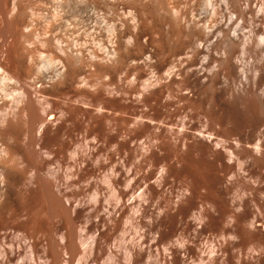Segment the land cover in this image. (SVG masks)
Segmentation results:
<instances>
[{"label": "rangeland", "instance_id": "374dc122", "mask_svg": "<svg viewBox=\"0 0 264 264\" xmlns=\"http://www.w3.org/2000/svg\"><path fill=\"white\" fill-rule=\"evenodd\" d=\"M190 1L195 3L190 18L200 19L211 33L216 23L211 6L196 8L202 0ZM56 8L51 0H0V50L9 59L21 58L22 77L28 83L36 78L37 70L48 69V50L38 41L42 33L48 38L53 12L65 15L68 4ZM220 13L224 20L227 12L222 9ZM235 14L243 19L248 16L238 7ZM244 21L242 25L247 26ZM61 33L63 42L67 41L68 32ZM182 46L181 40L174 39L148 68L142 67L143 62L134 63L142 70L138 72L152 77L157 85L146 92L123 76L124 87L119 82L110 86L112 90L101 87L97 76L85 79L84 87L74 81L62 90H45L34 81L31 106L63 113L65 117L62 114L57 121L48 117L30 120L28 106L16 103L21 90L8 89L16 100L6 102L2 115L6 121L18 122L21 129L15 141L8 140L9 149L0 151V221L12 222L8 231H28V236L41 238L49 259L59 234L69 238L78 234L81 247L68 248L60 257L68 264H75L93 244L102 252L100 249L101 254L87 259V264L93 259L106 264L111 255L115 264H131L126 256L134 251L132 264L141 260L142 264H164L176 239L185 247L182 264H264V63L252 51L241 56L235 50L228 65L218 49L208 46L204 52ZM29 66L35 69L29 72ZM157 73L161 75L157 77ZM6 121L0 126L4 128ZM4 146L0 140V149ZM162 168L168 174L152 201L111 211L114 192L121 191L116 172L130 171L137 196L145 184L155 187ZM11 172L19 174L18 182ZM50 182L60 183L59 190L72 198L68 210H62L47 189ZM188 191L195 194V214L202 211L201 220L194 223L188 213H183L182 221L176 215L191 204ZM2 235L0 231V249L6 245ZM24 250L22 255L27 254ZM137 252L143 255L135 259Z\"/></svg>", "mask_w": 264, "mask_h": 264}, {"label": "bare ground", "instance_id": "6f19581e", "mask_svg": "<svg viewBox=\"0 0 264 264\" xmlns=\"http://www.w3.org/2000/svg\"><path fill=\"white\" fill-rule=\"evenodd\" d=\"M51 1L55 3L57 7L56 9L67 7L68 4V10L66 11V14L67 13L68 14L63 15V13H61V11L58 10H56L55 13L53 12V14L51 15V20L53 23L51 25L48 38L45 36V33L40 34V38L38 42L41 44L43 48L48 50L47 51L48 69L37 70V76L34 80H32L31 82L32 84L28 83L22 77L23 76L22 68L24 65L21 58L16 57L12 59L13 58L12 57L11 60L8 58L9 57L8 53L6 55V52L0 50V115H1L0 122L1 123H5L6 121L5 118L6 116L2 115V113L5 112V110L2 107L6 104L7 101L15 102L16 100L12 96L13 94L10 95L8 91L15 90L16 88L21 90L20 91L21 96L19 99H17L16 103L18 105L19 104L24 105L25 107L28 106L29 108L28 115L30 120L40 121L42 120L43 117H48L47 120L50 121L51 120L57 121L59 120V118L61 119L63 113L62 114L59 113L58 115V113H55V111L53 112L47 106L46 108L44 107L42 109H38L40 110L39 112L38 110L34 109L33 105L31 106L33 101L31 100L32 94L30 93L32 91L30 92V90L33 88L34 81L36 84H39L38 87L43 89L46 87H50L51 89L55 88L54 90L56 89L62 90V89H68V85L69 84L73 85L74 81L75 83L77 82L76 84L79 85L82 83L84 87V84L86 85L88 83L85 82V79H87L86 81H89L88 78H91V76L92 77L97 76L98 79L100 80L99 85H102L101 87L103 86L112 87L114 85H118L116 83L120 82L121 84L123 79L125 81L128 79V82L132 81V84L133 82L134 83L136 82V84L139 87L141 86V88L144 89L143 90L144 92H146L147 90L145 91V89L148 88H149L148 90H151L150 87L157 86L153 83L154 81H151L152 77L150 76L151 78L148 79L149 78L148 76H147L148 78H146V76L140 73V71L138 72L137 70H141V68H139L137 63L136 65L138 67L134 63L138 61L140 63L143 62L145 65L143 63L139 65L143 64L142 67L148 68L146 67V65L149 66L153 58L163 54L164 50L167 49V45L174 39L181 40V42L184 45L182 47L187 49L203 51L206 47L208 48V46H210V49L212 48L216 50L218 49L222 52V56H223L222 62L227 64L231 61V59L234 56V52L237 49H239L241 56H244L245 54L250 53L251 51L254 52L257 55V58L259 56L258 59L260 60V62L262 64L264 63V0H258L259 3L257 2L256 4L253 3L254 1L252 2L251 0H246V1L202 0V3L201 4L198 3L197 4L198 6H196V8L200 6H204V4L207 5L209 4L208 6H211L212 18L216 22L214 23V26L211 28L212 29L211 33L206 32L205 27L204 25L201 24L200 19L194 21L193 19L190 18L189 12L195 6V3H192L190 0H51ZM241 2L243 5H241ZM237 7L241 8L244 14L245 12L248 13V16L246 15L247 19L246 17L245 19H243L241 15L235 14V11H237ZM222 9H224V11L227 12L226 13L227 17L225 15L224 20H223V15L220 13ZM239 14H243V13L239 12ZM19 16H23V14L20 13ZM243 20H246L244 22L247 23V26L242 25ZM62 30L68 32V40L64 39L67 40L64 42L62 40L64 38V34L61 33ZM211 39H215V40L212 42ZM205 51L206 50H204V52ZM132 63L134 64L133 66H131ZM222 65L225 64L222 63ZM34 69H35L34 66L28 67L29 72ZM67 69L71 70L70 71L71 73L68 74L69 71L64 73V71L65 70L67 71ZM141 74L143 76H141ZM159 75H161V73H159ZM159 75L157 73L156 76L158 77ZM131 76H134L132 77L133 79L131 78ZM122 83L124 84V82ZM111 87L110 89L112 90ZM116 89L117 88H115V90ZM45 90H47V88ZM78 96L80 95L78 94ZM84 96L86 98L87 95L84 94ZM37 105L39 104L37 103ZM13 116L16 117V114H13ZM20 131H21L20 126L16 121H10V120L6 121V126L4 128L3 126H0V140L4 141L5 144V146L2 149H0L1 152L7 151L9 149L10 146L8 144V140L15 141ZM166 169H163L162 171L159 172V176L157 180H155L154 182L155 187H151L148 184H145L137 196H135V191H134L135 186L132 183L133 181L131 179L132 177L130 176V171L122 170L116 172V174L114 175L115 181H117L121 185V191L119 192L117 191V193L114 192L115 205L113 207V210L111 211L114 212V210H119L127 205L129 206L133 204L134 202L135 203L144 202L145 204L147 201H152L154 199L153 196L155 195L156 197L157 194L159 193L157 188L161 186V183L164 182L163 180L168 174ZM2 171H0V198L3 192ZM11 173H12L13 181L18 182L19 174L17 172H11ZM48 175L50 176L51 174L48 173ZM52 175L54 174L52 173ZM53 178L56 177L52 176V179ZM56 184L57 183L50 182V184H48L46 187L49 191L52 192L53 195H55L54 196L56 198L55 201H58V204H60L61 207L63 208L62 210H68V208L70 207L69 206L70 202L68 204V201L71 200L72 198L71 199L68 198L69 199L68 200L67 195L66 197L64 195V191L62 193L59 190V186L60 188H62L61 184L59 183V186H57ZM188 192L187 194L189 193L191 194V204L187 203L188 205H186V208L183 210V212L178 211L176 215L178 214L181 217L182 215L185 216L183 213H188V215L191 217L192 222L194 223V221L201 220L202 211L201 213H199L200 212L199 210V212L195 214L194 212L195 210L193 211L195 206H197L194 203L196 202L194 201L195 194H193L194 192H189V193ZM97 195L95 193L93 196L94 206H97V203L99 202ZM183 195L185 194H181V196ZM189 195L187 196L189 197ZM178 199L181 200L180 198ZM80 203L79 205H77L78 208L80 206ZM147 204L149 205V203ZM191 211L194 213H190ZM182 217L179 219L178 216L177 218L180 221H182L183 220ZM187 223H185L186 226H188L189 224ZM10 224H12V222L8 221V219L7 220L1 219L0 221V231L3 233L2 240L6 243V245L0 249V264H68V261L66 260L62 262V259L60 258L61 255L63 253H68V248L75 250V248L78 245L79 247H81L82 245L80 240L81 237H79L78 234L77 237L72 236V238H69L68 234H61V235L59 234L57 240L58 242L55 241L57 242V244L55 245L56 247L54 248L51 245L52 243L50 244L52 250L54 248L55 251L53 257L49 259L48 258L49 250L47 244L46 245L42 244L41 238H35L33 235L28 236L27 234L28 231L27 233H25L27 235L23 234L24 232H22V234L20 232L19 233L10 232L7 230V227ZM30 233L32 232L29 231V234ZM90 239H92V237H90ZM37 245L40 246V248L38 247L40 249L39 255L38 252L36 253L35 250ZM94 245L95 244H93V246L89 245L91 247L88 249V251H86L85 253L82 252V254L83 253L84 254L83 255L81 254V258H79L80 260H77L78 257L76 258V256L74 255L76 258L75 260L77 262L76 261L73 262L75 264H87L88 262L87 259H89L90 257H95V256L97 257L99 253L101 254L102 248H99L98 246L95 247ZM184 248L185 247L182 240L176 239L173 245H171V247L168 249L169 253L167 254H169L171 257L169 256V261L167 262L166 260L165 263L182 264L184 262L183 261L184 257H182L184 254H181V252L185 251ZM22 249L23 250L26 249L27 254L25 253L24 255H22L21 254ZM134 252L131 254H127L126 258L128 260V263L130 262L132 264L134 262L133 261L134 258L132 255V254L135 255ZM64 255L66 257V254ZM105 255H107V253ZM142 255H143L142 253L141 255L139 253L136 255V257L135 256L134 257L136 259L141 257ZM93 260L96 261L95 259ZM106 260H105L106 264L114 263L113 262L114 259L112 255L109 256ZM94 261L91 262L94 263ZM96 262L94 264H97ZM138 262L139 264H142L141 263L142 260ZM144 264L147 263L145 262Z\"/></svg>", "mask_w": 264, "mask_h": 264}]
</instances>
